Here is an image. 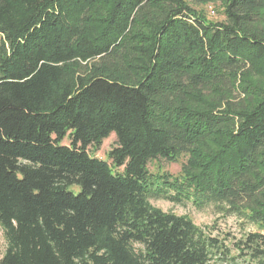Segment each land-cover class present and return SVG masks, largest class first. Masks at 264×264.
<instances>
[{
    "label": "trees",
    "instance_id": "obj_1",
    "mask_svg": "<svg viewBox=\"0 0 264 264\" xmlns=\"http://www.w3.org/2000/svg\"><path fill=\"white\" fill-rule=\"evenodd\" d=\"M151 199L264 232V0H0V264L229 258ZM239 250L264 264V235Z\"/></svg>",
    "mask_w": 264,
    "mask_h": 264
},
{
    "label": "rangeland",
    "instance_id": "obj_2",
    "mask_svg": "<svg viewBox=\"0 0 264 264\" xmlns=\"http://www.w3.org/2000/svg\"><path fill=\"white\" fill-rule=\"evenodd\" d=\"M202 11L208 21L222 22L224 20L219 9L213 5H206L197 8ZM116 138L111 134L105 139L100 148L96 151H90L91 156L104 160L110 164L107 158L108 153L115 147ZM63 145H68L67 138L62 142ZM184 158L177 163H169L164 160L152 162L148 165V170L152 174L168 173L171 176H177L181 170V164ZM73 194L79 192L78 186H73L69 189ZM150 204L163 212L173 213L178 216L189 218L196 226L209 231L212 236L219 238L224 242V246L229 249V258H225L221 254H217L209 264H248L247 257H242L239 250V242L244 239L246 234L261 233L257 227L231 216H223L216 213L213 206H205L198 208L192 201H186L180 204H175L166 200H150ZM6 249V241L4 238L3 229L0 227V258ZM231 258V259H230Z\"/></svg>",
    "mask_w": 264,
    "mask_h": 264
}]
</instances>
